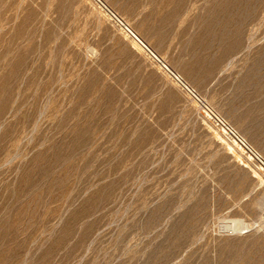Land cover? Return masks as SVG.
I'll use <instances>...</instances> for the list:
<instances>
[{"label":"rangeland","instance_id":"374dc122","mask_svg":"<svg viewBox=\"0 0 264 264\" xmlns=\"http://www.w3.org/2000/svg\"><path fill=\"white\" fill-rule=\"evenodd\" d=\"M102 2L0 0V264H264V0Z\"/></svg>","mask_w":264,"mask_h":264},{"label":"built area","instance_id":"2783aa9c","mask_svg":"<svg viewBox=\"0 0 264 264\" xmlns=\"http://www.w3.org/2000/svg\"><path fill=\"white\" fill-rule=\"evenodd\" d=\"M99 1L107 10L110 11V13L117 19V16L114 12H112L103 2L102 0H97ZM120 21V20H119ZM120 23L124 26V28H126V30H128L131 35L133 36L134 33L132 32V30L126 25L124 24L122 21H120ZM146 47V45H145ZM148 49V48H147ZM154 57H157L156 55L153 54ZM159 60V59H158ZM160 61V60H159ZM164 65V64H163ZM165 66V65H164ZM166 67V66H165ZM172 75L183 85L185 86V88L191 92L195 97L196 93L195 91L190 88L180 77V75L176 74L175 72H172ZM198 98V97H197ZM204 106V112L209 116V118L214 122V124L218 127H220L223 132L225 134H227L233 141H235L236 143H238L240 146L244 147L245 149H247L249 152H251L262 164H264V160H262V158H260V156L256 153V151L251 148L249 146V144L245 141V139L237 132V130L232 126V124L226 119L224 118V116H222L218 111L214 110V108L207 106L205 104H203Z\"/></svg>","mask_w":264,"mask_h":264},{"label":"bare ground","instance_id":"6f19581e","mask_svg":"<svg viewBox=\"0 0 264 264\" xmlns=\"http://www.w3.org/2000/svg\"><path fill=\"white\" fill-rule=\"evenodd\" d=\"M137 39V38H136ZM139 39V38H138ZM139 42V41H138ZM236 225V224H235Z\"/></svg>","mask_w":264,"mask_h":264}]
</instances>
